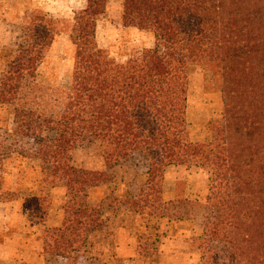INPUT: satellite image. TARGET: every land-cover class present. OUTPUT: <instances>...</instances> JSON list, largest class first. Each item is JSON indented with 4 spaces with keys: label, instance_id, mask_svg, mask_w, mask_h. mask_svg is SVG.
Here are the masks:
<instances>
[{
    "label": "trees",
    "instance_id": "trees-1",
    "mask_svg": "<svg viewBox=\"0 0 264 264\" xmlns=\"http://www.w3.org/2000/svg\"><path fill=\"white\" fill-rule=\"evenodd\" d=\"M105 10L106 0H89L75 19L72 85L56 114L39 115L20 100L61 35L60 21L33 11L28 46L17 50L0 76V103L16 107L22 133H49L36 154L42 172L54 173L53 182L66 180L71 225L96 226L85 198L107 182L106 173L69 165L70 152L85 143L99 144L109 169L123 160L145 168L151 191L133 204L141 215L154 200L161 203L158 180L168 167L211 164L218 173L209 205L219 217L208 224L201 261L264 264V0H124V25L156 39L153 49L125 63L96 42ZM191 65L209 67L222 80L225 121L216 139V164L213 146L192 143L188 133ZM6 151L0 140V206L12 195ZM182 209L188 210L186 204Z\"/></svg>",
    "mask_w": 264,
    "mask_h": 264
},
{
    "label": "rangeland",
    "instance_id": "rangeland-1",
    "mask_svg": "<svg viewBox=\"0 0 264 264\" xmlns=\"http://www.w3.org/2000/svg\"><path fill=\"white\" fill-rule=\"evenodd\" d=\"M88 4L89 0H0V76L17 50L28 46L27 29L33 11L61 22V35L45 52L36 78L27 83L21 95V104L39 115L56 114L62 97L71 89L76 47L70 31ZM123 15L124 0H106L96 29L99 48L120 63L156 44L153 33L126 27ZM188 74L186 120L190 140L212 145L211 159L216 164V139L225 121L222 80L209 67L198 65H191ZM15 109L0 103V140L7 150V189L12 193L0 206V264L7 262L4 257L12 259L11 264L205 262L201 261L206 253L202 239L208 224L219 217L209 205L216 166L168 167L158 180L161 203L154 200L141 215L133 204L151 191L145 168L137 160H123L109 169L99 144L85 143L70 152L69 165L81 171L106 173L107 182L85 198L90 211L95 210L98 223L92 228L85 221L78 230L70 223L66 180L53 182L54 173L42 172V161L36 154L38 144L49 133L38 132L31 137L22 133ZM185 204L186 211L182 209ZM67 223L71 230H67ZM12 241V252L8 245L6 252L4 243Z\"/></svg>",
    "mask_w": 264,
    "mask_h": 264
},
{
    "label": "crops",
    "instance_id": "crops-1",
    "mask_svg": "<svg viewBox=\"0 0 264 264\" xmlns=\"http://www.w3.org/2000/svg\"><path fill=\"white\" fill-rule=\"evenodd\" d=\"M7 245H8V251H11L12 252V246H14L13 245V241H12V243H10V242H5L4 243V246H5V250H6V252H7ZM10 252V253H11ZM26 257H28V255H29V252L27 251V253H26ZM26 257H24V258H26ZM5 259H6V261L7 262H5V264L7 263V264H11L12 263V259H10V258H7V257H4ZM37 258L39 259V257L37 256ZM40 264V263H39Z\"/></svg>",
    "mask_w": 264,
    "mask_h": 264
}]
</instances>
